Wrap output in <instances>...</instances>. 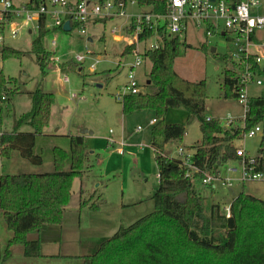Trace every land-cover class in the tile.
<instances>
[{
  "label": "rangeland",
  "instance_id": "1",
  "mask_svg": "<svg viewBox=\"0 0 264 264\" xmlns=\"http://www.w3.org/2000/svg\"><path fill=\"white\" fill-rule=\"evenodd\" d=\"M21 1L25 0H16ZM261 1L262 4L255 10L258 14H264V0ZM146 10H149L147 6L138 3L126 7L127 13ZM124 23L128 21L115 17L87 24L84 34L77 28L67 33L62 30L49 31L42 38L43 48L50 53L45 74H42L35 55L29 53L31 41L38 35L35 28L31 33L22 30L16 38L6 41L9 47L24 53L20 58L2 59L0 56V71L10 79L7 86L13 89L8 100L0 101V133L10 132L15 120L30 110L32 91L39 88L54 95L48 123L43 134L35 138L33 147V152L42 158L41 164L30 163L14 150L8 157L0 156V175L51 172L52 147L58 146L69 154L66 134L79 133L83 128L101 134L100 140H84L87 151L93 150V153H88V168L81 178L73 179L70 199L64 207L60 223L48 225L40 231L38 238L43 253L54 256L84 255L89 242L110 237L120 227H126L154 210L152 196L158 186V178L154 152L149 144L153 128L149 120L157 118L156 111L143 108L123 113L121 101L115 99V95L124 92L128 66L134 62L136 55L152 43V39L139 44L138 53L133 49L122 55L127 46L122 29ZM114 28H118L116 32H112ZM180 39L190 47L179 50L173 68L186 80L205 81L206 118H218L224 127H228L230 125L225 122L230 117L231 125L242 126L240 117L244 112L243 106L236 99L222 95L223 70L228 67L222 57L229 54L232 48L230 42L217 35L205 40L201 30L192 26L180 35ZM51 41L55 45H51ZM202 42L206 44L205 52L198 49ZM211 48L215 49L214 52ZM88 53H93V56H86ZM76 55H85V61L76 63ZM95 59L99 62L95 70L90 71L89 65ZM63 64L67 71L60 70ZM150 67V61L143 59L134 72L142 93L147 91L146 81L150 82ZM64 75L67 82L62 80ZM260 80L261 85L256 86L253 82L246 87L248 98L264 92V76ZM160 120L165 124H180L185 129L181 139L171 140L163 146V155L178 158L176 151L179 147L184 153L192 155L201 139L199 122L189 118L182 107L168 108ZM19 130L29 131L30 127L22 125ZM103 136L111 138L108 145ZM261 137L259 134L252 138L240 137L233 144L255 155L260 148ZM121 139L127 142L124 140V153L118 154L115 149L118 148L117 141ZM69 162L68 157L65 169ZM228 165L221 167L220 175L228 179L237 178L240 171L237 162L230 161ZM232 166L236 169L228 171ZM195 188L205 197L207 204H229L241 190L264 200V179L234 181L231 186H223L217 181L214 189L195 183ZM94 202L98 207L89 208ZM10 235L0 216V264H40L34 258H25L19 244L10 246L12 259L3 262L6 239ZM36 237V232L28 235L30 239ZM44 259L41 264H61L62 261L54 257Z\"/></svg>",
  "mask_w": 264,
  "mask_h": 264
},
{
  "label": "trees",
  "instance_id": "2",
  "mask_svg": "<svg viewBox=\"0 0 264 264\" xmlns=\"http://www.w3.org/2000/svg\"><path fill=\"white\" fill-rule=\"evenodd\" d=\"M26 1L30 8L44 2ZM134 1L151 11L161 12L164 9L165 0ZM37 31L29 53L35 55L42 74H45L50 53L43 48L42 38L51 29L45 28L41 20ZM158 34L159 47L142 55L151 63L150 82L145 84L147 91L125 95L121 101L123 113L143 108L156 111L157 118H153L155 122L149 140L158 178V186L152 196L154 210L128 226L120 227L110 237L89 242L84 255H41L40 231L48 225L60 223L64 207L70 199L73 179L81 178L88 168V152L83 136L67 135L69 154L60 147H53L51 172L0 175V216L11 234L6 239L3 262L10 257V246L19 244L25 258L54 257L60 258L63 264H264V200L241 190L228 204L230 215L226 217L221 204H207L205 197L195 188V183H201L206 174L222 177V166L230 161L238 162L237 147L233 144L235 139L257 124L264 127V92L248 98L243 126L224 127L218 118L207 120L204 113L207 98L205 81L186 80L173 68L179 50L190 45L178 35L171 37L162 30ZM149 35L150 32L140 38ZM133 49V45L126 46L122 55ZM198 49L205 52L206 44L202 42ZM23 54L8 45L0 48L2 59L20 58ZM222 60L228 64L223 70L222 95L236 99L234 63L227 54ZM74 65L77 66L76 63ZM60 70L64 72L68 68L63 64ZM253 70L258 76H264V62H253ZM8 82L10 79L0 71V101L8 100L13 92L7 86ZM2 96L5 99L1 100ZM30 97V110L15 120L10 132L0 134V156L8 157L11 151L16 150L22 158L39 165L42 158L33 152L34 142L37 136L43 134L48 123L54 95L37 88L30 93ZM176 107L184 108L189 118L199 122L201 139L190 160L191 166L196 169L194 172L177 158L162 154L167 142L181 139L185 133L182 125L165 124L160 120L168 108ZM22 125L29 126L30 130L20 131ZM68 157L70 162L65 169ZM254 169L264 173V136L255 154ZM97 207L95 202L89 205V208ZM31 232H36L37 237L28 238Z\"/></svg>",
  "mask_w": 264,
  "mask_h": 264
},
{
  "label": "built area",
  "instance_id": "3",
  "mask_svg": "<svg viewBox=\"0 0 264 264\" xmlns=\"http://www.w3.org/2000/svg\"><path fill=\"white\" fill-rule=\"evenodd\" d=\"M128 4L137 3L134 0H44L39 6L30 8L26 0L21 2L0 0V48L7 45V40L16 38L22 30L31 33L33 28L38 29L41 20L45 28L62 31L64 22L69 21L70 30L77 28L81 34H84L86 25L93 21L124 18L126 22L128 21L122 28L126 35L127 46L133 45L135 52L138 53L139 44H144L151 39L152 43L145 47L141 54L136 55L134 62L128 66L126 82L123 85L124 92L115 95L116 100L122 101L125 95L142 92L134 72L142 64L143 53L159 47V30L168 36L175 37L186 33L192 26L196 30H201L205 40L212 35H217L232 45L227 55L235 66L236 100L244 109L240 117L243 126L248 109L246 87L253 82L256 86L261 85L260 76L253 70V62L256 64L264 62V35H260V32H264V14L255 12L262 1L165 0L164 9L161 12L146 10L138 13H127ZM117 29L114 28L112 32H116ZM148 32H150L149 36L140 38ZM51 45H55V42L51 41ZM86 56L91 57L93 53H88ZM86 56L76 55L75 62H84ZM98 62L95 59L89 65L90 71L95 70ZM62 80L68 81L65 75ZM3 99L5 96L1 97V100ZM154 122L155 120L152 119L149 124L152 125ZM231 123L232 119L227 117L225 124L231 125ZM257 134L264 136V127L260 124L243 132L242 138H252ZM108 142H111V138H108ZM120 145L122 147V141ZM117 151L122 153L121 148ZM176 152L183 166L190 168L192 172L196 171L190 164L191 154L184 153L181 147ZM236 155L239 157L237 164L240 170L237 178L228 179V177H213L206 174L201 179V184L214 188L217 181L223 186H231L234 181L264 179V173L254 169L255 155L249 154L243 147L236 148ZM233 170L235 169H228V171ZM223 212L226 217L230 215L229 205L223 208Z\"/></svg>",
  "mask_w": 264,
  "mask_h": 264
},
{
  "label": "crops",
  "instance_id": "4",
  "mask_svg": "<svg viewBox=\"0 0 264 264\" xmlns=\"http://www.w3.org/2000/svg\"><path fill=\"white\" fill-rule=\"evenodd\" d=\"M105 21V20H104ZM95 21H93V22H91V23H94ZM65 32V31H64ZM67 33V32H66ZM260 35H264V32H260ZM152 120V119H151ZM151 120H149V122L151 121ZM153 125V124H152ZM67 135H79V133H68V134H66V136ZM81 136H83V138H84V140H86V139H88V138H90V139H94V140H100L101 139V134H97V133H95L94 131H91V133H86V134H84V135H81ZM103 138H104V140L106 139V141H105V143H106V145H108V137L107 138H105L104 136H103ZM126 142H127V140L126 139H124ZM124 140H119V141H117V143H118V148L117 149H119V148H121L122 149V153H119L118 151H117V149H115V151H116V153H118V154H123L124 153V149H125V141ZM123 142V145H122V147H120L119 145H120V142ZM58 147V146H57ZM53 148V147H52ZM151 148V147H150ZM88 153H93V150L92 151H87ZM162 154H163V150H162ZM168 158H170V157H168ZM101 162V159L99 160V163ZM228 163H230V162H227L226 164L228 165ZM225 164V165H226ZM229 166V165H228ZM230 168H233V169H236V167L235 166H232V167H230ZM53 170V169H52ZM228 204H226V205H223L222 204V206L221 207H225V206H227ZM22 248V247H21ZM22 252V251H21ZM40 253H41V255H43V256H54V255H49V254H46V253H43V252H41V247H40ZM59 256V255H58ZM11 260L12 259V249H10V257L8 258V260ZM57 259H59V258H57ZM8 260H6L5 262H7ZM34 261H38L40 264L41 263H43V261H45V259L44 258H35V260ZM59 261V260H58ZM61 264H63L62 263V261H61Z\"/></svg>",
  "mask_w": 264,
  "mask_h": 264
},
{
  "label": "water",
  "instance_id": "5",
  "mask_svg": "<svg viewBox=\"0 0 264 264\" xmlns=\"http://www.w3.org/2000/svg\"><path fill=\"white\" fill-rule=\"evenodd\" d=\"M63 31L68 32L70 30L69 21H65L62 27ZM214 48H211V51L214 52ZM146 84H149V81H146ZM86 133H91L90 130L83 128L79 131V135H84ZM179 160V158H177Z\"/></svg>",
  "mask_w": 264,
  "mask_h": 264
}]
</instances>
